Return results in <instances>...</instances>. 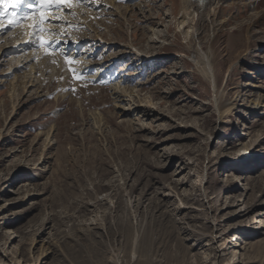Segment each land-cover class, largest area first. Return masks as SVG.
Returning a JSON list of instances; mask_svg holds the SVG:
<instances>
[{
    "label": "rangeland",
    "instance_id": "1",
    "mask_svg": "<svg viewBox=\"0 0 264 264\" xmlns=\"http://www.w3.org/2000/svg\"><path fill=\"white\" fill-rule=\"evenodd\" d=\"M102 2L88 64L0 48V264H264V0L214 5L215 89L180 0Z\"/></svg>",
    "mask_w": 264,
    "mask_h": 264
},
{
    "label": "bare ground",
    "instance_id": "2",
    "mask_svg": "<svg viewBox=\"0 0 264 264\" xmlns=\"http://www.w3.org/2000/svg\"><path fill=\"white\" fill-rule=\"evenodd\" d=\"M102 1L103 0H85L84 3H80L79 0H67V3L61 4L58 9L56 5H52V7L47 9L46 11L40 8L39 5H37L36 9H39V11L35 9L26 10L29 12L31 11L32 17H24L22 22L17 24L15 27H11L10 25H8L7 20H5L4 28L3 30H0V41L3 40L4 35L6 36V34L9 33L14 39V42L11 47L3 46L0 48L2 52H4V54H9V52H11V54L13 53V55H16L14 58L15 64H13L14 66H12L13 70H16L17 68L20 69L22 68V66L27 65L28 68L33 71L35 68H37L38 63L41 64L44 60L46 61V59L48 60L51 58L58 59L62 63L68 61L70 69H72L73 65L77 66L79 62H81L82 64H88L89 61L85 60H89L92 58V52H89L86 49L84 53L82 51L83 55H80V53H78V50L82 49L83 44L89 43L87 42V40L90 41L92 46L96 45L99 38L97 36L98 32H96L95 30H93V33L95 34V36L93 37L94 39L86 38L87 34L84 33L83 30H88L89 28L84 25L83 22L86 21V18H88V20H90L91 22L92 17L96 14L99 7L108 8L109 6L110 10L114 11L112 4L103 3ZM216 2L217 0H203V3H200L198 0H180V12L178 17V25L181 26L183 34L187 38V45L195 54V58L192 59L193 65L200 76L205 81L210 83L212 85V88L214 89L216 86V77L213 64V55L211 54V51H205L202 46L206 39L207 30L210 31L211 29H213V20L216 16ZM40 11H45L46 21H53V23L46 22L41 25V28L45 30L42 31L40 35L44 38L45 41L54 42L53 47L49 48L47 52H45L44 47H38V41L32 35V25L34 24L35 18L39 16ZM81 14L85 16V19L80 18ZM115 14L117 13L115 12L114 15ZM20 15L22 14H17L18 18L20 17ZM77 25H80V28L85 26L87 29H78V33L73 32V29L78 27ZM77 34L80 35L81 38H76L75 36ZM61 45L64 46L63 50L72 48L76 53V60H74L75 58L66 60L64 53L61 52ZM109 46H113V44H110ZM21 54L25 55L23 59L19 58ZM100 74L101 71L95 73L96 76ZM32 83H34L33 78H30L28 86H33ZM116 94L117 99H121L123 97L121 93ZM262 104V97L260 95H257L252 102L254 112L257 111L258 108H261ZM221 109L219 108V104L216 101L215 111L220 118L230 114V111L233 109V107H224ZM136 110L137 107L132 109L129 107L122 110V112L126 114H134ZM241 149H245V145L242 146ZM259 229L261 230V232H263L264 226L260 227ZM38 258L39 256L36 258V260Z\"/></svg>",
    "mask_w": 264,
    "mask_h": 264
},
{
    "label": "snow or ice",
    "instance_id": "3",
    "mask_svg": "<svg viewBox=\"0 0 264 264\" xmlns=\"http://www.w3.org/2000/svg\"><path fill=\"white\" fill-rule=\"evenodd\" d=\"M80 3H84L85 0H79ZM200 3H203V0H199ZM63 3H67V0H0V30L4 28V22L7 20L8 25L11 27H15L17 24L21 23L24 17H32V13L25 11L18 18L17 14L20 13L21 7H27L30 9H36V6L39 5L40 8L45 11L52 7V5H56L57 9ZM11 5V8H9ZM7 9V12L5 11ZM45 11H40L38 17L35 18L34 24L32 25V35L38 41V47H44L45 52L48 51L49 48L53 47V41H45L44 38L40 35L42 31L45 29L41 28V25L44 23H53L52 20H45ZM65 55V59L68 60L69 57L67 54ZM54 62V61H53ZM75 71V70H74Z\"/></svg>",
    "mask_w": 264,
    "mask_h": 264
},
{
    "label": "water",
    "instance_id": "4",
    "mask_svg": "<svg viewBox=\"0 0 264 264\" xmlns=\"http://www.w3.org/2000/svg\"><path fill=\"white\" fill-rule=\"evenodd\" d=\"M199 1V0H198Z\"/></svg>",
    "mask_w": 264,
    "mask_h": 264
}]
</instances>
